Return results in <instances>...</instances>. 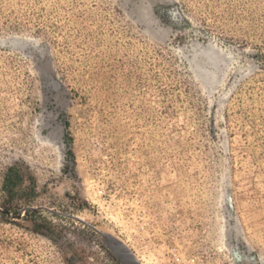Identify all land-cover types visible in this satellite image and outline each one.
<instances>
[{
  "label": "rangeland",
  "instance_id": "374dc122",
  "mask_svg": "<svg viewBox=\"0 0 264 264\" xmlns=\"http://www.w3.org/2000/svg\"><path fill=\"white\" fill-rule=\"evenodd\" d=\"M66 214L142 264H264V0H0V264H121Z\"/></svg>",
  "mask_w": 264,
  "mask_h": 264
},
{
  "label": "water",
  "instance_id": "95a60500",
  "mask_svg": "<svg viewBox=\"0 0 264 264\" xmlns=\"http://www.w3.org/2000/svg\"><path fill=\"white\" fill-rule=\"evenodd\" d=\"M67 216L88 225L96 232H98L101 235L102 240L107 246V248L116 256V258L121 262V264H142L140 260L136 257L134 252L128 247V245L119 238H117L116 236L96 228L95 226L89 224L88 222L84 221L78 216H74V215H67Z\"/></svg>",
  "mask_w": 264,
  "mask_h": 264
},
{
  "label": "bare ground",
  "instance_id": "6f19581e",
  "mask_svg": "<svg viewBox=\"0 0 264 264\" xmlns=\"http://www.w3.org/2000/svg\"><path fill=\"white\" fill-rule=\"evenodd\" d=\"M223 57L222 52L214 50L213 47L208 46L207 48L196 52L194 54L193 61L197 72L203 78L211 80L214 78V71Z\"/></svg>",
  "mask_w": 264,
  "mask_h": 264
}]
</instances>
